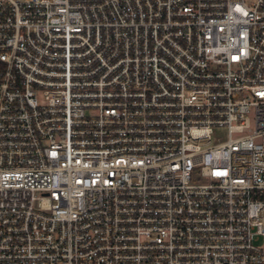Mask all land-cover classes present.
<instances>
[{"label": "built area", "instance_id": "obj_1", "mask_svg": "<svg viewBox=\"0 0 264 264\" xmlns=\"http://www.w3.org/2000/svg\"><path fill=\"white\" fill-rule=\"evenodd\" d=\"M0 264H264V0H0Z\"/></svg>", "mask_w": 264, "mask_h": 264}, {"label": "rangeland", "instance_id": "obj_2", "mask_svg": "<svg viewBox=\"0 0 264 264\" xmlns=\"http://www.w3.org/2000/svg\"><path fill=\"white\" fill-rule=\"evenodd\" d=\"M226 138V134L225 133H222V135H221V139L223 140V139H225Z\"/></svg>", "mask_w": 264, "mask_h": 264}]
</instances>
